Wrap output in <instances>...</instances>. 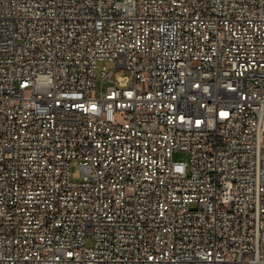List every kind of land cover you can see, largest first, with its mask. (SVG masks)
<instances>
[{
	"label": "built area",
	"instance_id": "obj_1",
	"mask_svg": "<svg viewBox=\"0 0 264 264\" xmlns=\"http://www.w3.org/2000/svg\"><path fill=\"white\" fill-rule=\"evenodd\" d=\"M0 264H264V0H0Z\"/></svg>",
	"mask_w": 264,
	"mask_h": 264
},
{
	"label": "rangeland",
	"instance_id": "obj_2",
	"mask_svg": "<svg viewBox=\"0 0 264 264\" xmlns=\"http://www.w3.org/2000/svg\"><path fill=\"white\" fill-rule=\"evenodd\" d=\"M103 66L106 67L107 70H115L116 75L118 74H126L127 71L124 68H119L116 66V64L112 61L109 60H100L98 61V65H97V81L100 82L101 80V72L103 69ZM112 81H105L104 85L107 86L109 84H111ZM189 152L187 151H180L177 150L173 153V158L175 160H188L189 159ZM71 177L73 180H80L82 179L83 175H82V170L80 168V161L78 159H73L71 161Z\"/></svg>",
	"mask_w": 264,
	"mask_h": 264
}]
</instances>
